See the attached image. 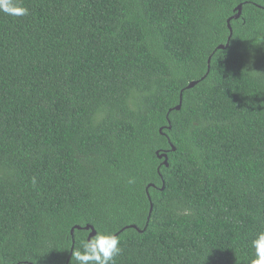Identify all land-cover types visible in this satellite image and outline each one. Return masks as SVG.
Segmentation results:
<instances>
[{
    "label": "trees",
    "instance_id": "trees-1",
    "mask_svg": "<svg viewBox=\"0 0 264 264\" xmlns=\"http://www.w3.org/2000/svg\"><path fill=\"white\" fill-rule=\"evenodd\" d=\"M14 2L28 14L0 11V264H76L87 226L119 238L115 264H250L264 0Z\"/></svg>",
    "mask_w": 264,
    "mask_h": 264
},
{
    "label": "clouds",
    "instance_id": "clouds-1",
    "mask_svg": "<svg viewBox=\"0 0 264 264\" xmlns=\"http://www.w3.org/2000/svg\"><path fill=\"white\" fill-rule=\"evenodd\" d=\"M0 11L11 16L28 14V9L18 6L14 0H0ZM128 183H134V180L129 179ZM252 246L255 248L256 258L252 259L250 264H264V231L257 234V238L252 241ZM82 249V251H73L72 258L74 257L76 264H115L116 257L122 252L119 238L106 232H97L86 239Z\"/></svg>",
    "mask_w": 264,
    "mask_h": 264
},
{
    "label": "water",
    "instance_id": "water-1",
    "mask_svg": "<svg viewBox=\"0 0 264 264\" xmlns=\"http://www.w3.org/2000/svg\"><path fill=\"white\" fill-rule=\"evenodd\" d=\"M242 9H243V6L240 5L238 7V10H237L238 11L237 15H235L233 18H236V19L240 18L241 14H242ZM230 22H231V20L228 21V24H229V29L231 31V36H232V28H231ZM231 36L229 37V41L231 40ZM228 45L226 47H228ZM219 49L224 50L225 49V46H220ZM196 84H197V82H193V83H191L188 86V88H193ZM181 98H182V96H181ZM181 103H180L178 109L181 108ZM160 132H162V130ZM173 151H175L174 148H173ZM157 155H158V157L160 159H163L164 158L165 159L164 163L168 166V155L166 153H163L162 155H160L159 152H157ZM152 209H153V205H151V211H152ZM76 228L79 229V230L83 229L82 227H76ZM132 228H136V227L135 226H132ZM85 229L86 230H92V233L90 234L89 238L92 237V236H94L96 234V231L91 226H87ZM74 231H75V229L72 230V235H74ZM72 253H73V249H72V252H71L70 255H72ZM69 261H70V258L68 259L67 264L69 263Z\"/></svg>",
    "mask_w": 264,
    "mask_h": 264
}]
</instances>
